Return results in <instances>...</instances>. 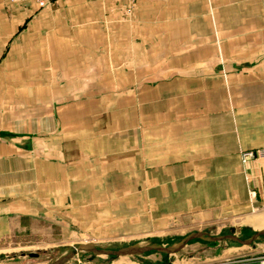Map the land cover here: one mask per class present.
<instances>
[{
    "label": "crops",
    "instance_id": "0c3cea01",
    "mask_svg": "<svg viewBox=\"0 0 264 264\" xmlns=\"http://www.w3.org/2000/svg\"><path fill=\"white\" fill-rule=\"evenodd\" d=\"M260 147L264 0H0V238L39 213L264 230Z\"/></svg>",
    "mask_w": 264,
    "mask_h": 264
},
{
    "label": "rangeland",
    "instance_id": "374dc122",
    "mask_svg": "<svg viewBox=\"0 0 264 264\" xmlns=\"http://www.w3.org/2000/svg\"><path fill=\"white\" fill-rule=\"evenodd\" d=\"M128 66L132 72L137 71L138 64L130 63ZM65 222L66 217L56 214L19 216L18 222L13 223L6 230L7 233L0 238V254H3L0 264H51L74 248L88 244L109 250L137 243L172 246L179 243L187 234L197 230L204 231L207 235L189 240L177 252L150 250L142 254L117 256L94 255L92 252L79 251L62 264H167L171 259L175 260L174 264H239L258 261L264 256V234L259 235L249 244H242L230 238L209 239V236L224 234L247 239L254 234L252 230L239 233L237 229L233 232L230 230L233 223L229 222L203 224L174 222L164 224L146 234L123 235L135 236L125 239L113 238L110 234L102 238L94 237V228Z\"/></svg>",
    "mask_w": 264,
    "mask_h": 264
},
{
    "label": "water",
    "instance_id": "95a60500",
    "mask_svg": "<svg viewBox=\"0 0 264 264\" xmlns=\"http://www.w3.org/2000/svg\"><path fill=\"white\" fill-rule=\"evenodd\" d=\"M263 234H264V230H260V231L255 232L251 237H249L247 239H241V238H239L233 234H224L221 236H209V239L210 240H220V239H224V238H230V239H234V240H236L242 244H249L256 237H258L259 235H263ZM203 235H207V234L205 232H201V231L193 232V233H190L189 235H187L186 237H184L179 243L172 245V246H166V247L161 246V245H147V246L123 247V248L116 249V250H109V249L96 248L94 245H90V244L80 245L77 248H74L67 255H64L63 257L59 258L58 260H56L55 262H53L51 264H59L65 260H67L72 255L78 253L79 251H88V252H92L93 254H97V255L106 254V255H117V256L136 255V254H141V253H144V252H147L150 250H157V251L166 252V253H173V252L179 251L182 247H184V245L189 240L197 238V237H202ZM1 257H3V254H0V258Z\"/></svg>",
    "mask_w": 264,
    "mask_h": 264
},
{
    "label": "built area",
    "instance_id": "2783aa9c",
    "mask_svg": "<svg viewBox=\"0 0 264 264\" xmlns=\"http://www.w3.org/2000/svg\"><path fill=\"white\" fill-rule=\"evenodd\" d=\"M8 1L11 3H22L28 0H8ZM31 1H34L39 7H44L49 2V0H31ZM241 156L243 161L254 157H264V147L244 150L242 151ZM239 264H264V256L259 258L258 261H254L250 263H239Z\"/></svg>",
    "mask_w": 264,
    "mask_h": 264
},
{
    "label": "bare ground",
    "instance_id": "6f19581e",
    "mask_svg": "<svg viewBox=\"0 0 264 264\" xmlns=\"http://www.w3.org/2000/svg\"><path fill=\"white\" fill-rule=\"evenodd\" d=\"M132 264V263H131Z\"/></svg>",
    "mask_w": 264,
    "mask_h": 264
}]
</instances>
